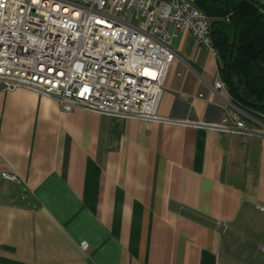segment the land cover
Returning <instances> with one entry per match:
<instances>
[{"label": "crops", "instance_id": "obj_1", "mask_svg": "<svg viewBox=\"0 0 264 264\" xmlns=\"http://www.w3.org/2000/svg\"><path fill=\"white\" fill-rule=\"evenodd\" d=\"M171 47L154 112L219 120L216 55L187 29ZM258 205L262 138L64 114L48 97L0 86V264H264Z\"/></svg>", "mask_w": 264, "mask_h": 264}, {"label": "built area", "instance_id": "obj_2", "mask_svg": "<svg viewBox=\"0 0 264 264\" xmlns=\"http://www.w3.org/2000/svg\"><path fill=\"white\" fill-rule=\"evenodd\" d=\"M183 29L216 55L210 19L194 0H0V86L48 97L64 114L81 109L264 139V113L236 107L218 73L213 91L226 93L219 120H172L154 112L177 57L172 39ZM1 177L18 182L14 174ZM257 208L264 213V205ZM259 249L264 253V243Z\"/></svg>", "mask_w": 264, "mask_h": 264}, {"label": "trees", "instance_id": "obj_3", "mask_svg": "<svg viewBox=\"0 0 264 264\" xmlns=\"http://www.w3.org/2000/svg\"><path fill=\"white\" fill-rule=\"evenodd\" d=\"M195 5L210 19L218 71L229 87L233 104L241 110L264 113V6L257 0H195ZM234 24L235 44L228 80L226 62Z\"/></svg>", "mask_w": 264, "mask_h": 264}, {"label": "water", "instance_id": "obj_4", "mask_svg": "<svg viewBox=\"0 0 264 264\" xmlns=\"http://www.w3.org/2000/svg\"><path fill=\"white\" fill-rule=\"evenodd\" d=\"M226 9L228 10V7H226ZM234 26V34H233V38L231 41V45L229 48V52H228V57H227V62H226V78L229 80L230 79V64H231V59H232V55H233V49H234V44H235V34H236V26L235 24ZM230 88L231 91L237 95L236 90L234 89V87L230 84Z\"/></svg>", "mask_w": 264, "mask_h": 264}, {"label": "rangeland", "instance_id": "obj_5", "mask_svg": "<svg viewBox=\"0 0 264 264\" xmlns=\"http://www.w3.org/2000/svg\"><path fill=\"white\" fill-rule=\"evenodd\" d=\"M260 4L264 6V0H257ZM246 261L251 263V261L256 260L254 257H245Z\"/></svg>", "mask_w": 264, "mask_h": 264}]
</instances>
